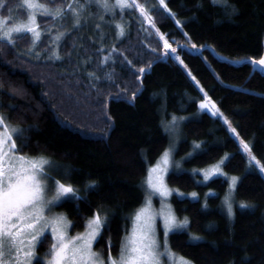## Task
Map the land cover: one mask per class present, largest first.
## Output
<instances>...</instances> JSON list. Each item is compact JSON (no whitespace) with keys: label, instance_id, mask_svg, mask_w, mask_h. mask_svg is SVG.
Listing matches in <instances>:
<instances>
[{"label":"trees","instance_id":"trees-1","mask_svg":"<svg viewBox=\"0 0 264 264\" xmlns=\"http://www.w3.org/2000/svg\"><path fill=\"white\" fill-rule=\"evenodd\" d=\"M19 1L0 0V17L8 19ZM38 1L60 9L67 23L71 0ZM136 2L152 3L149 21L126 5L95 22L84 3L75 25L58 31L56 58L54 32L35 47L28 33L0 38V115L21 129L15 152L56 163V177L75 193L58 207L71 233L99 212L94 248L115 256L143 202V179L169 145L164 124L187 117L175 157L196 152L166 183L198 197H171L188 230L170 234V249L191 264H264V177L221 118L197 113L204 93L264 169V0ZM54 19L39 18L41 28ZM224 155V172L239 177L229 211L227 180L203 183L194 174ZM50 243L45 235L37 253Z\"/></svg>","mask_w":264,"mask_h":264},{"label":"rangeland","instance_id":"rangeland-1","mask_svg":"<svg viewBox=\"0 0 264 264\" xmlns=\"http://www.w3.org/2000/svg\"><path fill=\"white\" fill-rule=\"evenodd\" d=\"M157 1L164 6L165 0ZM82 2L71 0L73 7L69 8L70 13L66 19L72 26L75 25L76 15H82L84 3L92 7L95 22H100L111 11L117 13L126 5L133 7L149 21L147 11L152 5L149 3L141 6L136 0ZM79 8L82 9L78 11ZM86 13L89 14V10ZM61 14L63 12L60 9L50 10L38 0H20L15 12L12 11L8 19L0 17V38L10 40L17 34L28 33L35 47L40 42L41 34L54 32L50 51H58L61 39L58 31L67 26ZM90 15L93 14L90 13L87 17ZM44 16H52L53 19L57 16L59 19H54L53 23L43 29L39 18ZM91 25L92 21L84 27L90 28ZM52 53L54 55L51 57L56 58L57 54L54 51ZM33 54L36 58L41 55L35 51ZM261 63L264 69V60ZM194 83L200 89L195 81ZM202 97L198 102L197 113L206 112L221 118L229 133L243 149L248 164H253L264 177V169L253 159L247 144L238 137L232 125L219 115L215 105L204 93ZM187 119L173 115L164 124L169 145L143 179V202L130 215L129 228L121 240L119 252L114 256L109 253L104 255L94 248L104 224V216L99 212L85 221L82 231L71 233L70 222L58 207L69 197H74L73 189L56 177L57 165L54 161L45 157L20 156L15 152V138L21 134V129L8 124L0 115V264H33L35 261L42 264H191L174 254L169 247L170 234L188 230L187 218L175 214L170 199L174 194L179 198L197 199L198 194L184 193L166 183L167 175L170 172H181L183 160L196 152L194 147L183 158L175 157L181 126ZM227 159L228 155H224L212 166L196 170L194 174L203 183L217 176L227 180L224 205L229 211L239 177L224 172L223 165ZM45 235L50 236V246L42 254H38L37 247Z\"/></svg>","mask_w":264,"mask_h":264}]
</instances>
